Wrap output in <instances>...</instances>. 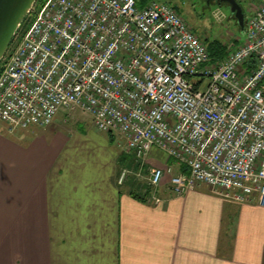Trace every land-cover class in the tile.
<instances>
[{
  "label": "built area",
  "instance_id": "2783aa9c",
  "mask_svg": "<svg viewBox=\"0 0 264 264\" xmlns=\"http://www.w3.org/2000/svg\"><path fill=\"white\" fill-rule=\"evenodd\" d=\"M248 15L243 42L215 60L168 2L45 0L0 61V126L79 109L142 165L159 148L187 168L153 167L151 200L169 174L177 195L207 185L264 205V0Z\"/></svg>",
  "mask_w": 264,
  "mask_h": 264
},
{
  "label": "crops",
  "instance_id": "0c3cea01",
  "mask_svg": "<svg viewBox=\"0 0 264 264\" xmlns=\"http://www.w3.org/2000/svg\"><path fill=\"white\" fill-rule=\"evenodd\" d=\"M68 118L0 126V264H264V205L177 195L169 174L151 200L142 173L187 168L157 148L132 164L121 139Z\"/></svg>",
  "mask_w": 264,
  "mask_h": 264
},
{
  "label": "rangeland",
  "instance_id": "374dc122",
  "mask_svg": "<svg viewBox=\"0 0 264 264\" xmlns=\"http://www.w3.org/2000/svg\"><path fill=\"white\" fill-rule=\"evenodd\" d=\"M163 2H168L175 6L182 14L183 18L189 24V26L196 32L198 36H200L203 40L209 44V42L213 40L221 41L222 44H227L229 47L236 46L240 44L244 40V33L240 29L237 19L233 15L231 8L228 4H219L209 3L208 0H159ZM247 15L250 13L252 9H255L263 0H238ZM146 3V2H145ZM39 6H34L32 12L25 18L23 23L20 25L18 30L20 34L29 29L34 21V14L37 11ZM219 13L221 18L215 16V14ZM223 14V15H222ZM249 16V15H248ZM17 30V31H18ZM18 31V32H19ZM17 42V38H14L8 52L5 57H7ZM1 65V64H0ZM59 122H64L69 120L68 117H75L74 120L81 121V124L84 122L90 123L92 125V116L86 112H83L79 109L76 111L72 109L63 108L56 115ZM73 119V118H72ZM116 138L121 139L123 144H125V140L122 137L115 135ZM158 150H161L157 148ZM162 151V150H161ZM160 152L159 154H161ZM165 154V152H163ZM133 152H126L127 159L132 160V164L136 162V156L132 155ZM132 156V157H131ZM156 159L161 163H165V157L159 155ZM156 160V161H157ZM152 166L148 167L150 170ZM150 173H142L141 179L148 183ZM150 187V186H149Z\"/></svg>",
  "mask_w": 264,
  "mask_h": 264
},
{
  "label": "water",
  "instance_id": "95a60500",
  "mask_svg": "<svg viewBox=\"0 0 264 264\" xmlns=\"http://www.w3.org/2000/svg\"><path fill=\"white\" fill-rule=\"evenodd\" d=\"M220 2L228 3L245 35L246 13L242 4L238 0H220ZM36 3L37 0H0V61L5 57L18 28Z\"/></svg>",
  "mask_w": 264,
  "mask_h": 264
},
{
  "label": "trees",
  "instance_id": "16d2710c",
  "mask_svg": "<svg viewBox=\"0 0 264 264\" xmlns=\"http://www.w3.org/2000/svg\"><path fill=\"white\" fill-rule=\"evenodd\" d=\"M45 0H37L36 6H40L42 5V3ZM149 0H137L138 5L142 6L145 4V2L147 3ZM228 45L227 44H222L221 41L218 40H213L211 42H209L208 44V48L210 51V55L213 57V59H221L223 57H225L228 53ZM172 161L174 162L175 160L172 159Z\"/></svg>",
  "mask_w": 264,
  "mask_h": 264
},
{
  "label": "flooded vegetation",
  "instance_id": "af4514ba",
  "mask_svg": "<svg viewBox=\"0 0 264 264\" xmlns=\"http://www.w3.org/2000/svg\"><path fill=\"white\" fill-rule=\"evenodd\" d=\"M208 2H209V3H215V2H217V3H219V4L221 3L220 0H208ZM221 4H228V3H226V2H222Z\"/></svg>",
  "mask_w": 264,
  "mask_h": 264
}]
</instances>
